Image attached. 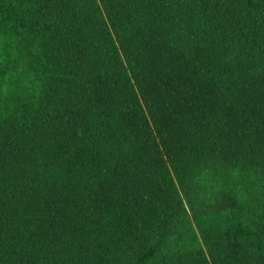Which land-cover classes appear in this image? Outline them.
Wrapping results in <instances>:
<instances>
[{"label":"trees","instance_id":"trees-1","mask_svg":"<svg viewBox=\"0 0 264 264\" xmlns=\"http://www.w3.org/2000/svg\"><path fill=\"white\" fill-rule=\"evenodd\" d=\"M0 264H264V0H0Z\"/></svg>","mask_w":264,"mask_h":264}]
</instances>
